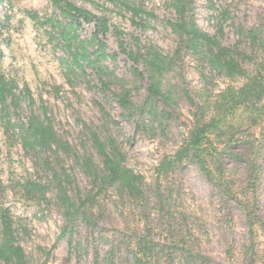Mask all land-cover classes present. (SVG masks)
<instances>
[{
  "label": "rangeland",
  "instance_id": "374dc122",
  "mask_svg": "<svg viewBox=\"0 0 264 264\" xmlns=\"http://www.w3.org/2000/svg\"><path fill=\"white\" fill-rule=\"evenodd\" d=\"M75 1L96 14L103 11L108 15L110 25L123 32L122 39L128 46L154 45L167 55L176 49L177 37L166 26V21L174 16L169 0H130L141 3L155 17L142 27L132 24L129 12L118 14L101 0ZM88 1L98 3V8ZM223 9L229 12L220 36L223 45L236 43L234 25L262 27L264 37V0H211V3L195 0L194 16L198 26L210 35L216 34L218 14ZM27 13L35 14L39 22L30 19ZM57 14L49 0H0V69L14 77L19 87L27 85L37 106L41 102L48 106L54 127L66 140L75 142L83 124L97 126L102 135L111 133L125 150L128 167L146 178L150 190L158 186L164 192L168 202L155 204L147 212L149 234L161 244L160 257L164 264H193L181 258L182 250L189 247L202 253L211 264H248L252 249L258 256H253L254 261L264 263V233L258 230L253 243L255 248L251 249L248 228L238 206L221 199L193 162L185 160L172 166L167 174L157 173L159 161L173 155L187 137L197 107L211 103L215 94L226 86H240V81L232 82L201 66L189 54L181 53L166 75L175 101L160 102L156 121L151 125L145 120L146 125H143L138 116L127 117L111 94L123 84L131 89L133 101L141 105L148 85L146 75L143 80L133 75L132 61L119 52L112 26L100 38L108 52L117 53L116 60L106 61V64L118 80H114L109 89L103 88L93 72L86 69L84 78L80 74L69 86L60 62L65 57L63 48L46 22ZM93 30V24L83 23L79 34L88 39ZM256 54L264 62V42ZM245 66L254 69L250 64ZM186 92L191 101L186 98ZM17 114L23 121L27 112ZM143 117L149 118L147 114ZM259 136L253 148L237 143L227 150L234 156L260 153L261 181L256 196L257 213L264 224V140ZM34 162L32 154L21 147L17 127L5 129L0 120V178L5 186L2 203L16 221L19 242L30 264H94L95 255L102 259L108 244L99 240L87 242L86 228L80 223L75 224L74 237L84 242L85 250L73 252L67 259L68 236L58 238L63 217L53 192L42 199L27 195L23 189L25 180L45 178L43 171H35ZM223 165L234 185L241 187L246 176L244 163L226 156ZM75 177L81 188L88 186L83 175L76 172ZM95 210L101 214L98 235L119 245L117 253H126L125 246H130L135 233L145 227L141 220L144 212L129 200L119 201L114 195L106 196L105 204L98 203ZM123 236L127 244H120Z\"/></svg>",
  "mask_w": 264,
  "mask_h": 264
},
{
  "label": "trees",
  "instance_id": "16d2710c",
  "mask_svg": "<svg viewBox=\"0 0 264 264\" xmlns=\"http://www.w3.org/2000/svg\"><path fill=\"white\" fill-rule=\"evenodd\" d=\"M206 1L211 3V0ZM49 2L58 14L55 18H48L46 22L63 48L65 57L60 62L67 84L72 86V80L80 74L84 78L86 69L93 72L96 81L103 88L109 89L114 80H118L115 72L106 64V61L114 62L117 53L108 52L106 44L100 38L112 26L111 32L119 52L132 61L133 75L142 80L146 75L148 85L141 105L133 101L131 89L123 84L112 90L111 94L127 117L138 116L143 125H146L145 120H149L151 125L156 121L160 102L175 101L174 92L166 83V75L181 53L189 54L201 66L232 82L240 81V86H226L215 94L211 103L197 107L187 137L173 155L165 156L159 161L157 173L167 174L172 166L185 160L193 162L221 199L238 206L248 228L250 248H255L253 243L258 230L264 233V224L257 213L256 196L261 181L260 153L234 156L227 149L237 143L253 148L259 135L264 140V62L256 54L263 47V28L234 25L237 41L226 46L221 43L220 36L223 35V26L229 17L227 9L218 14L216 34L210 35L195 20V0H169L174 16L166 21V26L177 37V45L173 54L167 55L154 45L142 46L137 43L134 47L128 46L122 39L123 32L110 25V19L103 11L96 14L77 4L75 0ZM88 2L95 9L98 8L95 1ZM101 2L109 4L118 14L129 12L132 24L138 27L149 25L150 20L155 18L153 13L138 2ZM27 14L30 19L39 22L35 14ZM83 23L93 24L94 30L88 39H83L79 34ZM246 63L254 69L249 70ZM185 95L191 101L187 92ZM24 110L27 112L25 120L20 121L17 113ZM143 114H147L149 118L142 119ZM16 118L17 121H14ZM0 120L5 129L17 127L21 147L32 154L35 160V171L41 170L45 174V178L25 180L23 189L27 195L42 199L53 192L63 217L58 238L68 236L67 259L73 252L85 250L84 242L74 237L75 224L80 223L86 228L87 242L99 240L108 244V250L102 259L95 255L94 264H164L160 257L162 246L149 234L147 212L155 204L162 205L169 199L163 196L164 192L158 186L150 190L146 178L128 167L126 152L111 133L102 135L97 126L83 124L80 137L75 142L66 140L54 127L48 106L43 102L37 106L27 85L19 87L17 80L1 69ZM226 156L235 158L246 167L241 187L234 185L223 167ZM76 172L87 179V187H80L76 181ZM108 195H114L119 201L127 199L144 212L141 220L145 222V227L135 233L130 246L125 236L121 238L120 244H127L126 253H117L119 245L116 246L114 241L104 235H98L101 214L95 209L98 203L105 204V197ZM4 196L5 186L0 178V264H30L28 254L19 242L20 232L16 221L10 209L2 203ZM253 256L256 253L252 249L248 264H264L255 262ZM181 258L193 264H197L198 260L200 264H211L193 247L182 250Z\"/></svg>",
  "mask_w": 264,
  "mask_h": 264
}]
</instances>
